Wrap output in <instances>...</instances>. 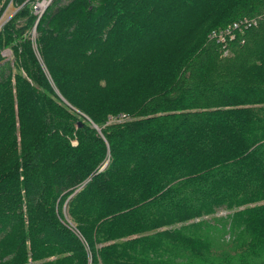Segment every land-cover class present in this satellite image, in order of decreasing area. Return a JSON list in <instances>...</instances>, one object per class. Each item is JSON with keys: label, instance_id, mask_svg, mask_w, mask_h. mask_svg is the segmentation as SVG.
<instances>
[{"label": "trees", "instance_id": "1", "mask_svg": "<svg viewBox=\"0 0 264 264\" xmlns=\"http://www.w3.org/2000/svg\"><path fill=\"white\" fill-rule=\"evenodd\" d=\"M20 18L0 264H264V0H53L35 50Z\"/></svg>", "mask_w": 264, "mask_h": 264}, {"label": "built area", "instance_id": "2", "mask_svg": "<svg viewBox=\"0 0 264 264\" xmlns=\"http://www.w3.org/2000/svg\"><path fill=\"white\" fill-rule=\"evenodd\" d=\"M52 2L53 0H0V34L3 29L14 20H17L16 25H20L22 20L20 16H24V18L26 16H30L32 20L23 35L28 36L31 46L33 50H35L36 46L34 44V40L36 36V26L43 13ZM22 13L24 14L21 15ZM18 22L19 24H17ZM249 23L250 21L247 19L233 21L219 31H212L209 33V37H217L220 42H224L226 38L230 40L233 38V32L235 30H242L248 27ZM16 28H19V26ZM16 28L10 27V30H14ZM0 54L4 59H12L11 50L8 46L2 45L0 48Z\"/></svg>", "mask_w": 264, "mask_h": 264}, {"label": "rangeland", "instance_id": "3", "mask_svg": "<svg viewBox=\"0 0 264 264\" xmlns=\"http://www.w3.org/2000/svg\"><path fill=\"white\" fill-rule=\"evenodd\" d=\"M17 21V20H16ZM16 21L12 24V26H11V28H16V27H18L19 25H16ZM17 24H19V22L17 23ZM230 24V23H229ZM225 27V26H224ZM248 27H250V23H249V25H248ZM221 29H223V27H221V28H218V29H214V30H211L210 31V33L212 32V31H219V30H221ZM235 32H237V31H235ZM234 32V33H235ZM208 36H209V34H208ZM210 38V40H214L215 42L217 41L218 43H220L221 44V46L222 47H225V45H224V42H220V41H218V38L217 37H209ZM35 44V43H34ZM36 46V45H35ZM228 52H229V48H228ZM227 53V51H226V48H224L223 49V51H222V54L223 55H225ZM1 60V59H0ZM7 60V59H6ZM13 60V58L11 59V58H8V61H12ZM104 166V164L102 165V167ZM101 167V168H102ZM225 213H226V211H224V210H218V211H216L215 213H214V215L215 216H224L225 215ZM67 219V218H66ZM69 224H71V222L69 223ZM227 237V236H226ZM226 239V238H225Z\"/></svg>", "mask_w": 264, "mask_h": 264}, {"label": "water", "instance_id": "4", "mask_svg": "<svg viewBox=\"0 0 264 264\" xmlns=\"http://www.w3.org/2000/svg\"><path fill=\"white\" fill-rule=\"evenodd\" d=\"M105 165V164H104Z\"/></svg>", "mask_w": 264, "mask_h": 264}]
</instances>
